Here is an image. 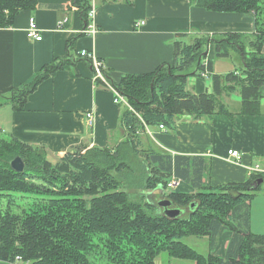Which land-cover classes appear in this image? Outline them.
I'll use <instances>...</instances> for the list:
<instances>
[{
  "label": "trees",
  "instance_id": "trees-1",
  "mask_svg": "<svg viewBox=\"0 0 264 264\" xmlns=\"http://www.w3.org/2000/svg\"><path fill=\"white\" fill-rule=\"evenodd\" d=\"M189 3L208 12L242 14L252 19L254 31L203 36L190 43L181 41L186 35H178L170 65L147 74L125 75L118 83L110 82L104 71L107 83L131 107L121 114L125 139L115 149L76 147L51 163L42 147L0 136V262L158 264L159 258L167 256L190 264H264V235L249 231L250 200L263 177L253 175L246 182L211 186L205 181V157L173 155L144 146L140 139L147 128L160 125L172 132L179 116L233 117L219 98L236 91L241 100L237 114H260L264 98L263 0ZM37 7V0H0V28L11 26L21 12ZM70 7L75 24L83 30L91 4L70 0ZM209 45L215 59H230L235 52L240 68L211 76ZM67 62L43 67L28 85L13 90L9 100L0 101V107L13 104L22 108L27 95ZM203 73L212 80V93L194 94L186 88L187 78ZM95 84L106 88L104 83ZM15 157L24 161L21 173L9 166ZM171 178L194 192L165 193ZM128 188L140 190L141 197L134 199ZM151 194L166 196L182 215L165 217L162 209L147 200ZM222 232H229L230 238L224 256L219 257L215 251ZM188 237L207 239L208 252L198 253L185 244L183 239Z\"/></svg>",
  "mask_w": 264,
  "mask_h": 264
},
{
  "label": "crops",
  "instance_id": "crops-1",
  "mask_svg": "<svg viewBox=\"0 0 264 264\" xmlns=\"http://www.w3.org/2000/svg\"><path fill=\"white\" fill-rule=\"evenodd\" d=\"M37 1L36 9L21 12L11 26L0 28V101L9 100L13 90L28 85L43 67L55 61L70 62L42 80L27 95L22 108L1 106L0 132L42 147L51 163L76 147L115 149L125 139L121 123L124 110L114 103L110 89L94 83L91 67L79 52H91L102 60L109 81L118 83L125 75L147 74L172 64L178 35H186L181 41L190 43L203 36L254 31L251 18L208 12L192 6L189 0H93L94 16L82 31L92 25L95 30L84 34L74 22L70 0ZM30 18L36 22L41 41L26 36ZM63 19H67L66 24L58 28ZM140 21L143 24L136 27ZM207 58L213 63L211 76L240 68L233 55L215 59L211 45ZM212 85L210 78L189 76L186 88L194 94L212 93ZM219 100L233 117L179 116L172 132L147 128L141 142L173 155L205 157V181L211 186L246 182L253 175L264 178V98L260 114L253 116L237 114L241 102L238 91ZM87 114L92 115L91 124ZM229 150L238 151L240 159L228 158ZM256 166L262 174L250 173ZM180 187L181 192H194L182 182L176 189ZM252 198L249 231L264 235V229L254 227L255 223L264 226V194ZM229 238V232L219 234L217 256H224Z\"/></svg>",
  "mask_w": 264,
  "mask_h": 264
},
{
  "label": "built area",
  "instance_id": "built-area-1",
  "mask_svg": "<svg viewBox=\"0 0 264 264\" xmlns=\"http://www.w3.org/2000/svg\"><path fill=\"white\" fill-rule=\"evenodd\" d=\"M91 5L93 3V0H87ZM94 16V9L93 7H91L89 13H88V20H91ZM67 19H63L61 21L58 22V28H62L65 24H66ZM143 24V22H137L136 23V27H139ZM95 27L94 25L89 26L85 31L80 30V33H90V32H94ZM26 36L29 39H32L34 41H41V35L38 32V28L36 25V22L33 18L29 19V23H28V29L26 30ZM79 57L83 58L85 61H87L91 67V71H92V80L94 81V83L96 82H101L104 83L106 85L107 89H110L113 93V101L115 104L117 105H123L124 107L128 108L129 110H131V107L129 106V104L127 103L126 99L119 94L114 88H112L109 83H107L106 77L104 75V71H105V66L102 60H100L99 58L95 57L94 54H92L91 52L88 51H81L79 52ZM203 78H207L208 75L207 73H203L202 76ZM86 118L88 119L89 123H92V115L91 114H87ZM158 129L160 131L165 130L164 127L162 125H160L158 127ZM228 158L234 159L236 161H238L240 159V155L238 153V151L236 150H229L227 152ZM250 173H255V174H262V170H260L257 166L253 167L250 169ZM180 181L174 178H171L167 184V189L169 190H176V188L179 186Z\"/></svg>",
  "mask_w": 264,
  "mask_h": 264
},
{
  "label": "rangeland",
  "instance_id": "rangeland-1",
  "mask_svg": "<svg viewBox=\"0 0 264 264\" xmlns=\"http://www.w3.org/2000/svg\"><path fill=\"white\" fill-rule=\"evenodd\" d=\"M264 2V0H263ZM232 55L236 58V61L238 62V65H239V61H238V56L235 52H232ZM234 58V59H235ZM119 107H122V110L125 109V107L123 105H119ZM0 136L5 139V140H9L10 139V136L7 135V134H4L3 132H0ZM131 177L128 179V181H130ZM138 183V182H136ZM261 189L258 191V193L255 194V196L257 194H264V178H263V182L261 184ZM182 187L176 189V190H173V191H176V192H181L182 191ZM129 191V193L131 194V196L134 198V199H139L141 197V191L138 190V189H127ZM172 190H169L167 189L165 193H169L171 192ZM165 197V198H164ZM164 197H158L156 196V194H151L147 197V200L150 202V203H154L157 205V202L162 200V199H167L166 196ZM253 199V198H252ZM150 214H154L153 212L150 213ZM259 218V217H258ZM257 223H259L260 221H256ZM255 228H258L259 230H262L264 229V226H262V224H256L254 225ZM183 242L187 245H189L190 247H192L194 250H196L198 253H201V254H206L208 252V241L207 239H197V238H194V237H188V238H184L183 239ZM217 252V251H215ZM162 259V261H161ZM162 262V263H161ZM157 263L158 264H190L189 262L187 261H182V260H178V259H169L167 256H162L161 258H159L157 260Z\"/></svg>",
  "mask_w": 264,
  "mask_h": 264
},
{
  "label": "water",
  "instance_id": "water-1",
  "mask_svg": "<svg viewBox=\"0 0 264 264\" xmlns=\"http://www.w3.org/2000/svg\"><path fill=\"white\" fill-rule=\"evenodd\" d=\"M10 168L17 172L21 173L25 169L24 161L20 157H15L12 159L9 163ZM262 180L259 179L257 184H261ZM157 207L162 209V214L169 218V219H175L182 215L183 211L177 207L172 201L168 199H162L157 202Z\"/></svg>",
  "mask_w": 264,
  "mask_h": 264
}]
</instances>
